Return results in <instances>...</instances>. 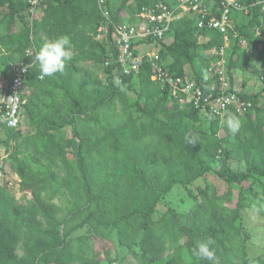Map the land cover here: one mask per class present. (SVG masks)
Here are the masks:
<instances>
[{
	"label": "trees",
	"instance_id": "obj_1",
	"mask_svg": "<svg viewBox=\"0 0 264 264\" xmlns=\"http://www.w3.org/2000/svg\"><path fill=\"white\" fill-rule=\"evenodd\" d=\"M157 1L106 6L114 22L129 23ZM237 2L222 57L208 53L223 47L222 34L199 29L198 13L172 23L170 40L148 43L159 46L154 63L167 76L205 92L217 82L210 63L222 61L229 92L251 106L209 120L152 80L147 57L123 74L110 38L95 39L106 22L96 0H0V78L30 63L22 109L30 129L0 124V174L16 175L21 193L17 199L7 181L0 185V264H119L113 252L137 264H209L191 254L209 238L214 264H264V229L245 226L248 211L264 217V0ZM204 3L220 14L221 0ZM60 36L69 38L72 59L41 79L35 55L25 53ZM253 62L261 63V86L235 91V75ZM232 115L242 121L235 135L226 127ZM176 187L186 206L159 213Z\"/></svg>",
	"mask_w": 264,
	"mask_h": 264
},
{
	"label": "built area",
	"instance_id": "obj_2",
	"mask_svg": "<svg viewBox=\"0 0 264 264\" xmlns=\"http://www.w3.org/2000/svg\"><path fill=\"white\" fill-rule=\"evenodd\" d=\"M38 1L28 0V3L34 6ZM96 1L106 22L97 28L95 39L102 41L110 38L112 58L117 59V62L121 64L123 74L136 73L140 60L147 57L154 66L152 80L157 81L161 86L167 85L170 96L181 106L189 104L200 109V111L219 118L226 114L229 108L233 107L236 112H242L251 106L250 102L240 100L229 92V84L225 78L222 61L210 63L209 74L213 75L214 69H218L217 75H215L217 82H214L209 91L205 92L201 86L187 78L167 76L166 72L154 63L158 59L159 46L155 48L157 52H140L138 50L140 46L147 45L149 42L166 40L165 35L172 23L189 13H198L200 14L197 23L199 29L207 27L222 34L223 47L208 52L210 57L214 55L222 57L228 46L227 28L232 27L229 18L231 9L240 10L237 0H221V12L218 16L212 14V11L210 12L204 3L211 0H173V5L167 4L170 0H159L149 8L142 7L133 14L134 21L129 23L114 22L110 17L106 0ZM208 14L211 17L206 20ZM126 16L128 17V14ZM240 44L246 48L244 40H241ZM25 54L29 57L36 55L34 46L29 48ZM29 67L30 63L16 65L13 67V74L8 81L4 80L2 76L0 78V124L3 123L10 129H17L22 126V109L26 104L25 77Z\"/></svg>",
	"mask_w": 264,
	"mask_h": 264
},
{
	"label": "rangeland",
	"instance_id": "obj_3",
	"mask_svg": "<svg viewBox=\"0 0 264 264\" xmlns=\"http://www.w3.org/2000/svg\"><path fill=\"white\" fill-rule=\"evenodd\" d=\"M5 27H6L5 24H0V34L1 35L5 33ZM168 40H170L169 36L166 37V41ZM156 47L157 46L148 44V45L140 46L138 50L140 52H147V51L157 52V49H155ZM260 70H261V63L253 62L243 72L241 73L238 72V74L235 75L236 77L234 78V84H233V88L235 89V91L241 92V93L246 92L248 94H251L257 91L259 87L261 86V80L259 77ZM224 71L226 73V68H224ZM22 128H23V131H28L30 129V126L26 120H24ZM3 137L4 136L0 134V138H3ZM0 155L1 156L3 155V148L1 146H0ZM4 181L8 182L7 184L9 185V187H11V191L14 193L16 198L17 199L20 198L21 193L18 192V177L14 174H10V173L4 174L2 172L0 174V185L3 184ZM184 196L185 194L183 190L181 188L176 187L175 190L162 201V205L158 206L157 208L158 212L161 213L162 211H165L166 206L174 207V208H177L178 210H181L183 206H186L182 202L184 199ZM245 218H246L245 226L251 233L257 234L258 232L263 231L264 217L254 215L253 211L251 212L248 211L245 215ZM83 233L84 232H81L80 234H83ZM110 258L115 259L119 264H137V262L129 255H126L122 259V254H117L113 252Z\"/></svg>",
	"mask_w": 264,
	"mask_h": 264
},
{
	"label": "clouds",
	"instance_id": "obj_4",
	"mask_svg": "<svg viewBox=\"0 0 264 264\" xmlns=\"http://www.w3.org/2000/svg\"><path fill=\"white\" fill-rule=\"evenodd\" d=\"M71 43L67 36L57 37L51 43L45 44L36 52L35 63L39 66L40 78L54 77L56 73L63 72L66 63L71 61ZM209 120L213 119L210 114ZM226 127L232 135L237 134L242 121L237 115H232L226 120ZM214 239L209 238L198 242L191 250L192 256L198 260H206L209 264H214L216 253L213 245Z\"/></svg>",
	"mask_w": 264,
	"mask_h": 264
},
{
	"label": "crops",
	"instance_id": "obj_5",
	"mask_svg": "<svg viewBox=\"0 0 264 264\" xmlns=\"http://www.w3.org/2000/svg\"><path fill=\"white\" fill-rule=\"evenodd\" d=\"M125 16H126V14L124 13V14H123V17H124V19H127L128 17H127V18H125Z\"/></svg>",
	"mask_w": 264,
	"mask_h": 264
}]
</instances>
